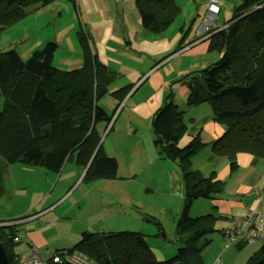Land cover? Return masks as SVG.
I'll use <instances>...</instances> for the list:
<instances>
[{
    "label": "trees",
    "instance_id": "16d2710c",
    "mask_svg": "<svg viewBox=\"0 0 264 264\" xmlns=\"http://www.w3.org/2000/svg\"><path fill=\"white\" fill-rule=\"evenodd\" d=\"M53 1L0 0V37L6 29ZM68 1L76 8V0ZM236 1L225 22L227 26L209 32L208 51L218 52L219 58L190 77L185 102L188 107L209 105L214 120L224 129L211 143V149L228 159L231 170L237 167L238 153L264 158V0ZM135 3L142 26L154 33L166 29L180 12L174 0ZM76 38L82 62L69 70L53 65L58 47L53 40L34 50L27 60L13 48L0 51V158L7 164L38 166L54 173L67 163L74 164L85 170L80 180L84 184L117 179V160L104 151L98 131V126L104 129L109 125L118 105L108 112L100 103L110 94L108 85L117 74L99 60L85 27L78 28ZM181 47L179 41L177 48ZM129 86L112 94L120 100ZM186 129L183 111L169 92L151 118V130L159 155L176 163L184 182L183 207L174 227L180 246L174 255L157 259L146 235L134 230L83 231L70 247L56 248L48 255L38 253L50 259L77 250L95 264H203L201 251L210 241L208 236L216 231L217 216L208 212L192 217L189 208L197 198H213L221 193L224 182L216 179L213 171L205 176L191 167V156L206 144L196 135L179 146ZM4 228L7 238H0V242L7 264H11L18 259L14 245L21 241L18 233L23 229L18 224L0 230ZM231 243L238 248L247 244L242 240ZM244 264H264V241Z\"/></svg>",
    "mask_w": 264,
    "mask_h": 264
},
{
    "label": "crops",
    "instance_id": "0c3cea01",
    "mask_svg": "<svg viewBox=\"0 0 264 264\" xmlns=\"http://www.w3.org/2000/svg\"><path fill=\"white\" fill-rule=\"evenodd\" d=\"M76 2L86 3L85 14L81 15L82 23L91 36L99 60L117 74V78L108 85L110 94L104 96L100 103L108 112L118 105L109 125L104 129L98 126V131L104 151L117 160L118 178L86 184L94 186L81 188L74 198V188L78 186L76 190L79 189L84 171L70 164L69 167L64 165L59 173L43 172L48 185L55 178L52 187H46L43 197L44 201L50 200V203L17 223L23 229L21 236L25 238V247L17 251L18 245L14 249L18 258L29 245H34L41 255H48L56 248L67 247L62 246L63 241L73 234L79 235V239L83 231H116L113 228L119 225L123 229L118 231L134 230L145 234L149 247L151 242L156 243L151 248L157 259H163L171 252L160 241L174 229L175 220L182 211L184 182L176 163L159 155L151 130V118L169 92L173 93V101L183 111L187 123L186 132L178 141L179 146L185 145L196 135L206 144L191 156V167L205 176L213 171L215 178L224 182L223 191L213 198L193 200L189 208L190 216L211 212L217 216L215 225L221 223L222 229L230 217L242 216L249 208L255 207L264 212V197L257 203L253 193L254 189L264 188V158L250 153H238L237 167L231 170L228 159L214 154L211 149V143L222 135L224 129L214 120L209 105H185L189 93V77L219 58L218 52L208 51V36L199 30L203 22H198L193 30L188 27L186 37H182L179 32L183 27H178V33L170 31L171 24L154 33L142 26L135 0ZM63 3L66 2L53 1L34 12L35 17H31H41V26L45 27L47 23L52 28L42 43L55 41L58 45L55 54L62 52L59 62L65 66V59L70 55L77 60L80 55L77 39L71 41V35L76 36L74 32L78 29L75 22L71 20L72 27L68 26L70 21L60 25L64 10L70 15L72 13ZM222 27L213 25L217 29ZM67 35L70 36L69 41H65ZM179 41L182 42L181 48H177ZM185 75L187 80L182 78ZM178 81L185 83L180 88L173 87V83ZM127 85H130L128 92L117 100L112 92ZM110 126L113 127L109 131ZM62 175H67L69 179L64 178L66 184L57 188L56 192L55 186ZM70 184H73V192L69 195L64 189ZM71 197L69 206L62 208ZM59 206V211L43 219ZM82 214H85V218L78 220ZM1 218L5 219L0 221L11 220L8 216ZM78 221H81L79 229L72 232L71 223ZM62 227L64 229L60 230ZM52 239L61 245L50 251L49 242Z\"/></svg>",
    "mask_w": 264,
    "mask_h": 264
},
{
    "label": "rangeland",
    "instance_id": "374dc122",
    "mask_svg": "<svg viewBox=\"0 0 264 264\" xmlns=\"http://www.w3.org/2000/svg\"><path fill=\"white\" fill-rule=\"evenodd\" d=\"M63 2H66V3H63L62 5L64 7L65 6L68 7L72 13L70 15V13L64 10L63 19L60 20L61 21L60 25H64L67 21H70V24L68 26L72 27L71 25V20H72L75 22L76 27L79 28L82 26L84 28L85 26L82 23L81 15L85 14L86 3L76 2V8H74V6L72 5L70 1L63 0ZM174 2L175 4L179 6L180 12L175 17L174 21L171 23L170 31H177L178 33V29H179L178 27L179 26L180 28L183 27L181 31L179 29V32H180V35H182V37L184 35L186 37L189 26L192 28L191 30H193L195 27H197L198 22L204 21L208 0H174ZM217 4L221 7V10L219 14L217 15V17L213 20V23H214V26L222 27L223 23L231 17L233 7L235 4H237V1L236 0H217ZM35 14L36 13L27 16L26 18H24L26 19V21L22 20L21 21L22 23L20 22L21 24L19 25L16 24L11 28L6 29L2 33L0 37V51H5V50L13 48L18 52V54L21 56L23 60H27L34 50H37L39 48L41 49V47H43V45H45L47 41H50V40H47L44 43H42V39L46 37L48 33H50L52 28L49 27L47 23L45 24V27H42L40 23L41 17L34 19V17L36 16ZM31 16H34V17H31ZM75 30L77 31L78 29H75ZM76 31L74 33H76ZM53 38L56 41L58 39L57 36L55 35L53 36ZM69 39H70V36L67 35V39L65 41H69ZM76 39H77L76 36L72 34L71 41L76 40ZM76 43H77V40H76ZM78 50H79V55H80L79 60H77V58L76 59L71 58L72 56L70 55L69 58L65 57L66 58L65 61L67 62V64L64 66V64L59 62L60 55L62 53V52H59V53H56L55 56L53 57V65L63 70L74 69L75 67H78V65L80 66L82 62V58H81V51L79 47H78ZM182 78H185V80L188 79L187 75L182 76ZM184 83L185 82H179V81L174 82L173 87L180 88L182 87L181 85H183ZM1 107H2V96H0V108ZM66 166L69 167L70 163H67ZM43 172H48L49 174L54 173L51 171H46L42 167H38V166H25V165H22L21 163L7 164V163L2 162L0 158V174H1L0 220L5 219L1 217L8 216L9 218H11V220L9 221H16L17 218L23 217L27 214L34 213L38 211L40 208L48 206V204L50 203V200L44 201L43 197L46 194L45 192L46 187L47 189L51 188L52 187L51 185L55 182V178H52L51 184L48 185L45 182ZM64 178L69 179L67 175L66 176L62 175L60 177V180L57 182L54 191L57 192V188H61L66 184L67 181L64 180ZM72 185L73 184H70L64 189L65 192L66 191L69 192V195L73 192ZM89 186L91 187L94 185L93 184L86 185L84 183H80V187L78 190H76L78 186L74 188L75 189L74 198H76L81 188H84V187L86 188ZM153 196L154 195H151V197ZM64 200L65 198L62 201ZM71 201H72V197L69 198L68 201L64 202V204L62 205V208H67ZM43 203H47V204H43ZM60 206L58 207V209L53 210L50 213H48L46 216H44L43 219L46 220L52 214H54L55 211H59ZM205 213L207 212H202L200 215H203ZM78 218H79L78 220L85 218V214H82ZM81 221L77 222L78 226L76 222L71 223L72 232L79 229V224ZM214 227L216 231H214L208 236L210 241L204 246V248L201 251L203 264H244L248 256L258 247V243H247L246 245H243L242 247L238 248L235 243H231L230 240L222 236L220 232V229L222 227L221 223H218V224L216 223ZM62 229H64V227L60 228V230ZM113 229L118 231V229H123V226H120V225L114 226ZM170 231L171 232H168L166 234V238L160 241L161 244L165 246V248L167 247L168 249H171V252H169L166 256H164L163 259L169 258L172 255H174L177 248L180 246V243L175 240L176 238L174 235V229ZM6 233H7L6 228L0 230L1 241L6 240L7 238ZM20 234L22 233H18V236L22 240L14 245V249L19 245L17 248V251L25 247V243H24L25 238L22 237ZM78 236H76L75 234L71 235L70 237H68L66 240L63 241L64 244L62 246H67V247L71 246L73 243L77 241ZM154 244L156 243L151 242L150 246L152 247V245ZM58 245H61L60 242L54 241V239H52L49 242L50 251H52ZM151 251L153 254L155 253L152 250V248H151Z\"/></svg>",
    "mask_w": 264,
    "mask_h": 264
},
{
    "label": "built area",
    "instance_id": "2783aa9c",
    "mask_svg": "<svg viewBox=\"0 0 264 264\" xmlns=\"http://www.w3.org/2000/svg\"><path fill=\"white\" fill-rule=\"evenodd\" d=\"M220 11V6L217 0H209L207 5V13L199 30L201 34L210 35V30L213 28V20ZM227 26L224 25L223 28ZM256 202L260 203L264 197V188L261 190H253ZM19 221H0V227H7L17 224ZM224 238L233 242L235 240H242L247 243H261L264 241V212L258 208H249L242 216H232L228 220V224L222 229ZM14 240H18L17 237ZM95 264L80 251L74 250L66 252L61 256L56 254L50 259L41 256L36 247L29 246L25 253L11 264Z\"/></svg>",
    "mask_w": 264,
    "mask_h": 264
},
{
    "label": "water",
    "instance_id": "95a60500",
    "mask_svg": "<svg viewBox=\"0 0 264 264\" xmlns=\"http://www.w3.org/2000/svg\"><path fill=\"white\" fill-rule=\"evenodd\" d=\"M201 25L202 24H200V26ZM84 172H85V170H84ZM0 180H1V174H0ZM0 264H7V255H6L5 249H4L1 242H0Z\"/></svg>",
    "mask_w": 264,
    "mask_h": 264
},
{
    "label": "clouds",
    "instance_id": "9594fccd",
    "mask_svg": "<svg viewBox=\"0 0 264 264\" xmlns=\"http://www.w3.org/2000/svg\"><path fill=\"white\" fill-rule=\"evenodd\" d=\"M207 5H208V4H207ZM206 13H207V11H206ZM205 15H206V14H205ZM216 16H217V15H216ZM224 25H226V23H225ZM222 28H223V27H222ZM209 36H210V35H209ZM209 36H208V37H209Z\"/></svg>",
    "mask_w": 264,
    "mask_h": 264
}]
</instances>
